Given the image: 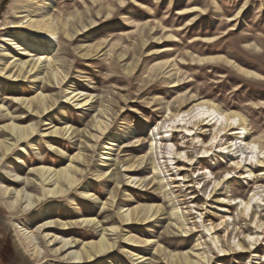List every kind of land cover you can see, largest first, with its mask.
Segmentation results:
<instances>
[{"label": "rangeland", "instance_id": "obj_1", "mask_svg": "<svg viewBox=\"0 0 264 264\" xmlns=\"http://www.w3.org/2000/svg\"><path fill=\"white\" fill-rule=\"evenodd\" d=\"M29 19H50L57 36L53 47L40 53L45 67L16 82L3 69L32 59L24 55L32 49L13 28L26 26ZM16 44L22 49H15ZM49 59L65 80L59 88L44 91L45 86L57 87L47 82ZM74 91L92 98L67 101L66 95ZM40 92L57 101L44 118L29 117L24 106L14 103L15 98L30 99ZM200 100L242 115L249 133L246 142L258 144L259 162L264 161V0H0V142L9 139L3 128L12 122L38 128L35 137L16 142L9 153L0 149V186L26 189L25 181L35 178L31 168L59 170L77 152L90 159L89 166L82 167L80 184L60 198H49L45 186L32 187L27 191L41 199L31 209L13 211L8 205L13 194L0 195V264H74L54 253L60 245L51 246L45 233L98 241L101 233L94 229L72 225L64 233L58 224L81 217H94L122 231L114 253L83 264H139L123 252L131 248L119 237L128 231L164 248V258L153 248L137 250L150 257L144 264H170L166 255L185 253L193 259L204 253L207 264H264V193L251 198L264 191V164L253 159L244 163L222 149L237 143L240 136L231 134L240 132L239 126L208 156L202 146L209 144L216 124L185 140L174 132L168 140L185 158L162 165L167 189L155 180L150 160L142 161L164 119ZM96 120L107 122L105 133L94 127ZM46 123L72 126L74 135L43 137ZM161 136L163 130L156 138ZM107 144L115 151L105 150ZM108 153L114 161L103 167L101 158ZM131 165V171H124ZM131 176L142 184L127 186ZM85 192L96 200L83 197ZM112 194L115 206L103 213V202ZM150 205L162 207L157 221L129 229L115 218L121 207L137 206V214L144 216ZM173 206L184 213L188 234L175 224ZM48 221L56 227L37 232ZM18 226L35 231V245L18 233ZM198 241L204 245L201 250Z\"/></svg>", "mask_w": 264, "mask_h": 264}, {"label": "bare ground", "instance_id": "obj_2", "mask_svg": "<svg viewBox=\"0 0 264 264\" xmlns=\"http://www.w3.org/2000/svg\"><path fill=\"white\" fill-rule=\"evenodd\" d=\"M49 7V6H48ZM27 25L25 26L24 23L19 24L17 27H13L19 34L22 39V42L29 47L31 53L27 52L24 55L32 57L31 60H26L23 63L17 64L15 66L14 62L12 64H8L4 69V73L9 77L12 78L14 81H19L20 79H28L32 75H37L41 68L45 67L46 58H43L40 53L41 51L48 50L49 47H53L52 45L55 43V38L57 36L55 30L53 29V23L50 22V19L47 20H32L29 19L26 21ZM39 41H35L38 40ZM41 39V40H40ZM33 41V42H32ZM44 41V42H43ZM34 42L37 43L34 45ZM41 42L47 43L48 47H44ZM17 50L22 49V44L15 45ZM168 51V50H167ZM166 51V52H167ZM37 56V57H36ZM16 61V60H15ZM48 68L50 71L47 73L48 79L47 82L49 84L55 85L57 87H50L45 86L43 88L44 91L52 90L59 88L61 83L64 82L65 77L61 74L58 70H56L53 66V61L49 59ZM53 68V69H52ZM56 70V71H55ZM22 81V80H20ZM87 98L91 99L92 97L83 94L82 92L74 91L66 95V100L69 102H80L85 101ZM19 103L24 106L28 112L29 117H40V116H47L54 110V107L57 104V101L52 98V96L45 95L43 93H39L36 97L30 99L24 98H15L14 103ZM88 103V102H87ZM79 108H82L83 105L79 104ZM3 107V106H0ZM184 106V103L181 105ZM52 109V110H51ZM208 120V121H207ZM20 122L22 120L15 119L14 122ZM244 118L236 111H226L222 110L216 103L211 100H200L196 104H193L189 109L184 110L183 108L178 111V113L173 114L170 113L164 121L157 127L152 133V138H154V142H151L150 145V152L148 155L142 158V161L148 159L150 160L153 169H154V177L155 180H158V185L161 188H168V183L165 182L164 176V169L162 165H168L167 161H170L173 164L174 159H184L185 153H175L174 145L168 140L174 132L179 133L182 139H186L188 135H195L196 132L202 131V133L208 132L207 129L209 126L216 124V128L212 132L211 140L209 141L208 145L202 146L203 154H207L209 151L216 146L218 143L220 145L224 142L223 137L228 134L229 131L236 130V127L239 126L240 132L233 133L231 135L240 136L237 138V143L232 144L225 149L224 153H229L232 156L242 157L241 160L246 163L249 160L257 161L258 163L260 160L258 159L259 146L255 142H246L248 138V130L244 127ZM43 126L46 127L44 129L43 137H49L51 139L56 138H63L67 139L70 136L74 135V130L72 126H56L52 123H46ZM243 126V127H242ZM94 127L105 133L108 129V124L105 121L96 120ZM4 130L10 133L9 139L6 142H0V149L3 148L5 152L9 153L13 150L16 142L25 141L30 138H33L37 134V126L35 124H30L29 126H20L15 123H10L3 128ZM163 130V136L160 137L158 140L156 136L159 134V131ZM94 139H99L96 135H91ZM11 138V139H10ZM90 139L91 141L95 142L96 140ZM15 140V142H14ZM200 142V140H199ZM229 145V144H228ZM195 146V145H194ZM221 147V146H219ZM225 147V146H224ZM89 151H93V146L87 147ZM53 149H56L53 147ZM107 151H115L112 148V145L107 144L104 148ZM55 151V150H53ZM61 155H65L64 152L58 150ZM109 152V153H110ZM211 152V151H210ZM104 154L101 158L102 161L105 163L103 167H107L106 162L114 161L111 157V154ZM261 154V153H260ZM70 157V156H69ZM188 160V159H187ZM243 163V164H244ZM90 159L88 156H85L81 152H77L76 154L70 157V163L59 170L54 169L49 166H39L36 168H31L30 173L35 178L28 179L25 182L26 189L15 190L11 188H7L4 186H0V195L4 197H8L13 194L14 198L10 199L8 202L9 207L14 211L19 208L22 209H31L34 207V204L39 201L40 197H34L30 194L27 190L34 187L37 188L38 186L42 185L46 187V194L51 199H57L65 195L68 189L76 188L81 181V176L85 174V170L82 167L89 166ZM237 164V163H236ZM249 164V163H248ZM235 165V164H234ZM244 166V165H243ZM134 168V165L126 167L124 171H131ZM133 171V170H132ZM109 172H106L101 180H104L105 177L109 175ZM112 174V172H111ZM250 176V175H249ZM100 180V181H101ZM19 183V179L14 180ZM142 180H137V178L131 176L127 178V186L135 184L136 186L142 184ZM166 183V184H165ZM260 189V188H259ZM166 191V190H165ZM264 193V191L256 192L252 195L251 198H255L259 196V194ZM168 195V194H167ZM83 197L86 199L96 200L95 195L90 192H85ZM116 202V195L112 194L109 201L103 202V213H107L108 211H112L115 206ZM37 204V203H36ZM137 207V206H136ZM126 208L121 207L118 213H116L115 218L121 223V227L125 226L129 229H132L133 226L139 223H151L157 221L161 215L162 207L161 206H154L150 205L145 208V206H140L144 209V216H139L137 214L139 208ZM247 208V207H246ZM172 214L175 217V224L177 225L178 229H181L183 233L188 234L186 229L187 219L184 217V213L179 209V207L173 206ZM245 212V211H244ZM182 223H185L184 225ZM259 223V222H258ZM258 223L256 226H258ZM62 230L67 232L72 225L81 226L83 228L94 229L97 233H101V238L98 241H90V242H80L79 240L68 239L65 237H60L56 234H51L50 232L45 233V238L49 240V243L52 245L59 244L60 246L57 250H54L55 254H64L65 259L72 261L74 264H83L84 262H92L95 261L97 258H100L105 255H109L114 253L115 250L118 248L117 241L118 236L121 234L120 227L111 226L105 227V223L99 221L94 217H81L78 220L73 222H59L58 223ZM183 226V227H182ZM55 222L48 221L39 226L37 232L44 233L47 229L54 228ZM18 233L24 237V239L29 244H34L36 242L35 231H30L29 229L25 228L24 226L17 227ZM211 232V230H208ZM117 236V237H116ZM121 243L130 247L131 249H124V253L132 259L133 261H137L139 264H144L150 257L142 255L138 253L137 250L141 249L152 250L157 255H161L164 258V248L155 246L156 241L151 238H142L137 234L128 231L124 235L120 236ZM77 244H80L81 247L79 250H74L73 248L77 247ZM158 245V244H157ZM197 246L200 247L198 250H201L204 246L203 243L197 242ZM154 254V255H155ZM166 255V254H165ZM188 254H168L166 255L165 259L170 264H207L209 262L207 256L202 254H197L193 259ZM160 258V257H159Z\"/></svg>", "mask_w": 264, "mask_h": 264}]
</instances>
